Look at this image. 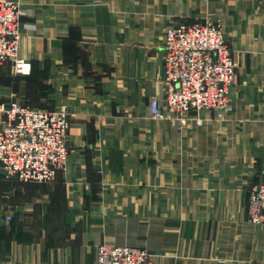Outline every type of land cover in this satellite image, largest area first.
Masks as SVG:
<instances>
[{
  "label": "crops",
  "instance_id": "crops-1",
  "mask_svg": "<svg viewBox=\"0 0 264 264\" xmlns=\"http://www.w3.org/2000/svg\"><path fill=\"white\" fill-rule=\"evenodd\" d=\"M23 3L31 71H0V108L22 95L68 106L70 154L48 184L0 171V264H96L101 244L145 248L156 264H264V227L246 218L264 172V0ZM209 17L238 65L234 113L181 130L152 121L165 30Z\"/></svg>",
  "mask_w": 264,
  "mask_h": 264
},
{
  "label": "built area",
  "instance_id": "built-area-1",
  "mask_svg": "<svg viewBox=\"0 0 264 264\" xmlns=\"http://www.w3.org/2000/svg\"><path fill=\"white\" fill-rule=\"evenodd\" d=\"M21 12L13 2L0 0V68L18 69L22 40ZM163 105L151 101V116L172 125L185 126L195 112L227 111L228 91L235 77L232 52L220 23L178 26L164 34ZM24 72V71H23ZM22 73V72H21ZM67 107L46 111L12 101L0 108V171L8 180L48 184L66 171L69 157ZM251 217L264 224V187L254 188ZM8 221L11 217H8ZM96 264H152L148 254L131 247L102 245Z\"/></svg>",
  "mask_w": 264,
  "mask_h": 264
},
{
  "label": "rangeland",
  "instance_id": "rangeland-1",
  "mask_svg": "<svg viewBox=\"0 0 264 264\" xmlns=\"http://www.w3.org/2000/svg\"><path fill=\"white\" fill-rule=\"evenodd\" d=\"M1 1L13 2L17 7H19L20 12H21V19H20V22H19L20 31H21V40H22V37H23V30H36V28L34 26H28L29 24H26V22H25L26 19H31L32 15L31 14L28 15V13L26 12V10L24 9L26 7L24 6L25 4L23 3V0H1ZM202 1L207 2L208 0H202ZM208 21L217 22V23H220L222 25L223 30H224V35H225L226 42H227V44H228V46H229V48H230V50L232 52V56H233V59H234V64H235V77H234L232 86L229 88V91H228V100H229L230 107H227V111H221V112H216L214 110H209V111H201V112L192 113L189 116L190 117L189 118V122L191 120H196L198 122L201 121L200 116L203 113L212 114L213 117H214V119L216 121L223 122L228 117H230L234 113V110H235V107H234V104H233V101H232V90H233V87L235 85L236 78H237L238 65H237V62H236V59H235V54H234V51H233V48H232L233 46L229 42V39H228L226 30H225V26H224V23H223L222 20H220V19L215 20V19H212V18L209 17V18H206L205 20H203L202 22H199V23H196V24H205ZM196 24H194V25H196ZM190 26H192V25H190ZM170 28H172V27H169L167 29H170ZM166 30H165V32H166ZM19 58H20V55H19ZM21 61H23V63L28 66V70L27 71H24L22 73L21 72L19 73L18 70H17V67L14 64H11V63L6 64L3 67H1L0 68V71L5 66H8L9 65V66H11L13 72L17 76H19V77H27L30 74L31 66L25 60H23V59H21ZM164 79H165V70H164L163 84H164ZM164 88H165V85H164ZM165 97H166V88H165ZM165 97H164V99H161V100L157 98L161 102L162 105L164 103ZM20 98H22V99L16 100V101H20L21 103H23L25 105L28 104V101H29L28 98H26L25 96L23 97V95L20 96ZM154 98H156V97H154ZM152 99H151V101H152ZM151 101H150V112H151ZM27 106H30V105L28 104ZM63 106L64 107H67V109L69 110L68 106H66V105H62V106L55 107V108H52L51 107V108H47V109H41V108H36V109L46 110V111H52V110H57V109H59V108H61ZM30 107H32V106H30ZM32 108H34V107H32ZM69 112H70V110H69ZM150 115H151V113H150ZM150 118H151L152 121H159V122L167 123V122L161 121V120H154V119H152V116H150ZM189 122L185 126L172 125L171 123H167V124H169L170 126L175 127V128H178V129L181 130V129H184V128L188 127ZM70 129H71V112H70ZM70 129H69V132H70ZM69 132H68V136H69ZM68 136H67V142H68ZM68 145H69V142H68ZM69 149H70V147H69ZM69 154H70V152H69ZM68 159H69V157H68ZM67 166H68V161H67L66 169H67ZM99 174H102V172H99ZM260 175H261L260 176L261 178L259 179V181L256 184H254L253 186H251L250 189H249V192H248L249 193V196H248V201H247V205H246V218H247V222L249 224L255 226V227H258V228L259 227H264V224H256L254 222V220L252 219V217H251V197H252V192H253L254 188L259 187L261 185H262V187H264V172H262ZM102 245L110 246L108 244H101L100 246H102ZM99 247H98V249H99ZM112 247H121V246H112ZM125 247H131V246H125ZM131 248H136V249H139V250H142V251L146 252L148 254V256H149L152 264H156L155 257L148 250H146L145 248H139V247H131ZM98 249H97V255H98ZM96 261H97V259H96Z\"/></svg>",
  "mask_w": 264,
  "mask_h": 264
},
{
  "label": "bare ground",
  "instance_id": "bare-ground-1",
  "mask_svg": "<svg viewBox=\"0 0 264 264\" xmlns=\"http://www.w3.org/2000/svg\"><path fill=\"white\" fill-rule=\"evenodd\" d=\"M19 67L20 68H18V69H22L21 72L28 70V66L25 64H22L21 62H19Z\"/></svg>",
  "mask_w": 264,
  "mask_h": 264
},
{
  "label": "trees",
  "instance_id": "trees-1",
  "mask_svg": "<svg viewBox=\"0 0 264 264\" xmlns=\"http://www.w3.org/2000/svg\"><path fill=\"white\" fill-rule=\"evenodd\" d=\"M26 105H28V104H26Z\"/></svg>",
  "mask_w": 264,
  "mask_h": 264
}]
</instances>
